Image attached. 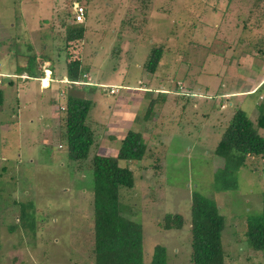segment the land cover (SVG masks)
Instances as JSON below:
<instances>
[{"label":"rangeland","instance_id":"rangeland-1","mask_svg":"<svg viewBox=\"0 0 264 264\" xmlns=\"http://www.w3.org/2000/svg\"><path fill=\"white\" fill-rule=\"evenodd\" d=\"M34 2L0 0V79L4 91L0 105V157L6 166V171H0V264H94L89 173L87 167L73 166L71 171V166L66 165L65 143L59 136L64 97L69 93L90 99L86 120L96 136L91 152L115 155L129 127L143 131V140L151 142L148 133L153 112L146 124L141 118L156 92L134 91L148 83L149 89L158 85L168 93L158 96H163L161 110L167 119L160 130L164 150L162 174L154 175L148 156L117 161L133 173V186L120 187L119 199L122 212L142 225L144 264H148L155 245L163 247L167 264L188 263L187 223L179 230L163 232L156 224L167 211L187 215L192 190L213 199L224 217L220 234L226 254L223 264H264L262 253L247 247L242 236L246 213L261 209L264 160L249 158L234 170V189H217L214 172L221 159L214 156L213 149L222 125L212 126L218 122L216 118L226 119L236 107L246 111L253 122L256 106L263 102L264 92L258 100V93L231 95L233 87L248 82L255 74L257 79L264 76L261 3L255 8L251 6L252 0H54L60 8L52 21L58 27L60 20H70L85 30L70 53L61 54V60L53 56L57 67L63 68L68 59L74 60L79 51L80 62L91 67L88 84L71 85V89L64 91L59 87L46 88L48 72L44 68L45 79L39 78L44 90L36 79L12 77L28 32L27 39L36 47L40 42L50 43L55 34L48 22L42 20L51 18L53 13L32 6ZM47 2L41 0L44 5ZM76 4L85 8L81 23L72 19L70 10ZM20 7L23 8L19 17ZM10 23H17L18 27L23 23L27 27L24 36L16 30L19 39L10 38L14 32ZM63 33L66 35L65 28L59 38ZM60 45L57 39L55 48ZM157 46L162 55L154 73L149 74L143 64L151 48ZM233 55L239 56L233 59L235 62L230 59ZM227 64L233 66L232 73L227 72ZM86 77L84 74L83 78ZM108 82L112 85L98 84ZM111 86L113 94L109 92ZM121 86L132 92L119 89ZM226 89L230 91L222 95ZM117 90L129 98L124 101L115 97ZM179 91L188 94L176 100ZM247 98L251 100L249 104ZM46 112H59L57 123L56 118L52 122L58 134L42 145L43 129L48 123ZM20 115L30 118L32 125L21 122ZM26 200L31 201L34 211L33 234L17 225L20 219L16 202Z\"/></svg>","mask_w":264,"mask_h":264},{"label":"trees","instance_id":"trees-1","mask_svg":"<svg viewBox=\"0 0 264 264\" xmlns=\"http://www.w3.org/2000/svg\"><path fill=\"white\" fill-rule=\"evenodd\" d=\"M260 3L262 8L260 16H264V0H252L251 6L255 7ZM236 11L239 12L238 8ZM241 28H244V22ZM83 30L81 25L70 27L65 39L71 40L73 37L81 39ZM256 36L257 34H254L257 39ZM161 55L160 46L151 48L143 68L148 73H154ZM27 63L31 64L29 57ZM85 66L88 65L82 64L78 59L66 61L65 78L71 82H79L81 85L88 84L83 80ZM26 69L30 71L28 67ZM179 93L175 94L178 95L175 96L176 100H179L177 97H185L188 94L186 91H179ZM157 94L159 96L168 93L162 91ZM158 96L148 101L143 115L144 121H147L154 103H159L160 111L158 110L152 116L154 118L150 124L152 129L150 134L148 133L150 144L147 143L148 139L143 140L140 131L128 129L120 139L115 155L91 152V147H95L96 136L94 137L92 128L86 120L91 106L90 99L69 93L64 97L65 105L61 108L63 115L60 116L62 132L59 136L65 143L66 165L71 166V171L73 166L87 167L86 170L89 173L93 221L91 251L94 264H144L142 225L122 212L119 199L120 187L133 186V173L127 166H119L117 161L119 159L136 161L148 156L151 159L150 165L154 175L162 174L164 150L161 149L163 140L160 130L167 119L163 117L161 110L164 107L163 96L162 98ZM1 102L2 91L0 90ZM256 107L257 115L253 122L246 111L240 107L234 108L226 119L218 118L222 130L215 143L213 154L221 159L214 172V184L219 190L236 187L234 170L243 166L249 158L264 160V99ZM4 170L2 168L1 172ZM1 190L0 186V192ZM16 203L20 219L17 225L21 226L25 232L29 231L33 234L35 217L31 201ZM216 204L213 199L202 195L197 190H192L187 215L178 211L172 213L167 211L161 214L157 221L156 228L161 232L179 230L187 223L186 238L189 246L187 264H223L226 254L222 249L220 234L225 221ZM243 221L242 236L246 246L261 252L264 262V197L261 209L255 213H246ZM13 226L10 229H14ZM148 264H167L162 246L155 245Z\"/></svg>","mask_w":264,"mask_h":264},{"label":"crops","instance_id":"crops-1","mask_svg":"<svg viewBox=\"0 0 264 264\" xmlns=\"http://www.w3.org/2000/svg\"><path fill=\"white\" fill-rule=\"evenodd\" d=\"M30 1H33V0H30ZM32 6H39L40 9L46 8L45 10H48L46 12L53 13V16L51 18L42 19V20H46L48 22V25H49L48 27L51 29V33H55V34H53V39L51 40L50 43L44 44L43 42H40L39 46L36 47L35 45H33L32 41H29L27 39L28 35H29V32H28L27 37H24L25 40H22V45H24L23 53H21V55L19 56L20 60L16 61V63L19 62V66H17V69L15 70V72L12 73V77L22 78L23 76H26V78H33V79H36L37 82H39V85L41 87H43L40 84L39 78L42 77L43 75H44V77L46 76V74H43V71H42V68H44V69H47L48 71H50L49 76H48V82L45 83L46 88L47 87L49 88V87L52 86V89H54L55 87H59V88L63 89L64 91H65V89H67V91H68L69 89H71V85H72V87H74V86L78 87L79 83H72L71 81L67 80V78H65L66 76H65L64 66H63V68H62V66H59V65L57 67L56 64H58V61L55 58H53V56H54L57 59L61 60V56L60 55L63 54L64 52L66 53V55L68 53H70L71 52V48L73 46L75 47V43L78 40H80V39H75L74 37L71 40H66L65 39L66 37H65L64 33L62 34L61 38H59V36H58V35H61L60 31L61 30L63 31L64 28H65V31L67 32L70 27L73 28V27H75V25L74 26H70V25H72L70 20H67V21L60 20V25L61 26L58 27L57 22L52 21L53 17H55L56 14L58 15V13H59L58 10L60 8V7H57V4H56V2H54V0H51V1L48 0L47 4H45V5L43 3H41V0H35L34 4ZM22 8L23 7H20V10L17 13V15H19V17L21 16ZM58 20H59V18H58ZM63 22H65V23H63ZM20 24H21V26L18 27L17 23L14 24V25L10 23V28L14 31L11 35H9L10 38L15 39V37H17V40L19 39V37H18V35L16 33V30H17V32L19 34L24 36V33L27 30V27H25L23 23H20ZM66 24H68V25L65 26ZM15 28H17V29H15ZM44 32L45 31H43V35H45ZM84 32H85V30H83V33ZM82 37H84V35ZM43 39L44 38H42V40ZM57 39L60 40L61 45L58 48H55ZM77 48L79 49V47H77ZM72 51L74 52L75 48ZM77 55H78V57H75L73 59H78L79 62H80L81 61L80 60V58H81L80 51L77 53ZM57 56H60V58H58ZM28 57H29V60H31V64L30 65H28V63H27ZM238 57L233 55V56H230V59H232V62H235V60H233V59L238 58ZM68 60H71V59H68ZM228 64L226 66V70H227V72H229V71L231 72L233 70V66H231V65L228 66ZM26 67H28L30 69L29 72L27 71ZM85 67H86V71L84 72V74L87 77L83 78V80H85L86 83L87 82L89 83V81H88L89 79H87V78L90 77L89 76L90 75L89 72H90V68L91 67L90 66H85ZM256 75L257 74L254 75V78L249 79L248 82H246L244 84H239L237 87L236 86L233 87L232 90H231V95H233V96H236V95L241 96V95H252V94L258 93V95H257L258 97H256V100L262 99L261 95L264 92V86H262V85H264V76L263 77L260 76L259 79H257ZM26 78H24V79H26ZM8 83L11 84V80H9ZM109 83L110 82H108V83H98V84L99 85H101V84L112 85V83L111 84H109ZM1 84H2V81L0 82V90L2 91V95H3L4 91H3V88L1 87ZM84 85H86V84H84ZM148 86H149V83L146 84V85L145 84H141V85H139L137 90L136 89L135 90L133 89V90L134 91H141L143 93H154V92H156L155 96H158V94H157L158 92H162L163 91L162 89L158 88L159 87L158 85H157V87L154 86V88H152V89H149ZM121 87L122 88H119V89L129 90L130 91V89L127 88L128 85H127V87H123V86H121ZM46 88L43 87L42 90H44ZM146 88H148V89H146ZM122 90H119V91L117 90L118 94H116L115 97L118 96V97H120L121 99H123L125 101L126 99L129 98V96H127V95L123 96V93H121ZM229 91H230L229 89H226V92L222 91V95H227V93ZM130 92H132V91H130ZM111 94H113V93H111ZM245 101H247L248 104H249L251 100H250V98H247ZM52 102H53V99L47 101L48 104H50ZM1 104H2V102L0 103V105ZM220 106L222 107L223 104H220ZM47 107H48V105H47ZM156 107H158V110L160 109L159 103H154L153 108H152V112H153L152 116L155 115L156 112L158 111V110L157 111L155 110ZM137 108L139 109V107H137ZM141 109H142V107H141ZM18 112H19V109H17L15 115H17ZM20 116H21V119H20L21 122L23 120V121L27 122L29 126L32 125V122H30L32 120L30 118H27V119L24 118L23 119L22 115H20ZM46 116H47V119H48V123L45 126V128L43 129V132H44L43 134L44 135H42L41 143H40L42 145H47V143L50 142L47 139L51 138V136L54 135L55 133L58 134V132H57L58 129L55 130V128L52 125V122L55 121L54 118H56V123H57V118L59 116V112H58V115L56 113L46 112ZM219 117L221 118V116H219ZM218 118H216V120H218ZM148 119H149V117H148ZM141 120L144 121L142 118H141ZM145 122L146 121H144L142 123H145ZM218 123H219V120H218L217 123L216 122L212 123V126H214V124H218ZM205 126L206 125L204 124L203 127H205ZM128 129H130V127ZM136 131H140V130H136ZM140 132L142 133V136H143L144 132L143 131H140ZM2 168L5 169L4 171H6V166H5L4 162H2V157H0V171H2Z\"/></svg>","mask_w":264,"mask_h":264},{"label":"built area","instance_id":"built-area-1","mask_svg":"<svg viewBox=\"0 0 264 264\" xmlns=\"http://www.w3.org/2000/svg\"><path fill=\"white\" fill-rule=\"evenodd\" d=\"M85 13V8L82 5H75V7L71 10L72 19L74 22H81L83 20V16ZM113 90L111 89L110 92Z\"/></svg>","mask_w":264,"mask_h":264},{"label":"bare ground","instance_id":"bare-ground-1","mask_svg":"<svg viewBox=\"0 0 264 264\" xmlns=\"http://www.w3.org/2000/svg\"><path fill=\"white\" fill-rule=\"evenodd\" d=\"M78 5H81V4H78ZM83 6V5H82ZM85 14V13H84ZM83 19H84V16H83ZM81 22H83V20L81 21ZM81 22H76V23H81ZM45 71H47L48 72V74H47V78H46V81L48 82V76H49V73H50V71H48L47 69H45ZM44 71V72H45ZM23 77H25V76H23ZM45 79V77H44V75L40 78V79ZM0 82H1V79H0ZM72 83H79V82H72ZM78 85V84H77ZM79 85H81L80 83H79ZM113 87L111 86L110 87V90L112 89ZM110 90H109V92H110ZM113 90V89H112ZM110 93H114V91H112V92H110Z\"/></svg>","mask_w":264,"mask_h":264}]
</instances>
